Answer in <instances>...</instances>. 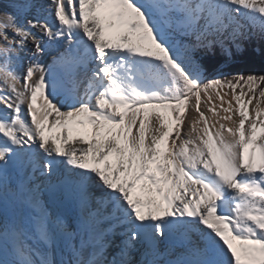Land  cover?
<instances>
[{"label":"snow or ice","instance_id":"6c2138e0","mask_svg":"<svg viewBox=\"0 0 264 264\" xmlns=\"http://www.w3.org/2000/svg\"><path fill=\"white\" fill-rule=\"evenodd\" d=\"M18 2L0 19V264H104L100 238L73 243L100 217L125 227L111 264H133L136 244L138 264H264V75L205 79L192 54L229 27L241 34V20L264 34V0H48L55 26ZM60 40L64 51L45 67V47ZM212 90L221 106L207 107L209 117L201 106ZM10 168L73 185L74 226L26 180L13 189ZM6 193L27 194L31 235L4 222ZM177 232L185 251L164 260L158 244ZM61 239L68 260L56 259Z\"/></svg>","mask_w":264,"mask_h":264},{"label":"bare ground","instance_id":"6f19581e","mask_svg":"<svg viewBox=\"0 0 264 264\" xmlns=\"http://www.w3.org/2000/svg\"><path fill=\"white\" fill-rule=\"evenodd\" d=\"M21 5L18 2V0H0V19H3L5 14H13L14 10H18L20 9ZM49 8H48V0H30L28 7H27V16L29 19L34 18V17H38L40 18L42 21L47 19V21L50 24H53L55 26V21L53 20V18L48 14ZM203 22L201 21V24ZM241 23H243L245 25V28H247L248 30H252V29H259V26L253 27L252 25L248 24L247 21L245 20H241ZM244 29V28H243ZM246 30V29H245ZM8 33H11L10 30L8 31ZM223 33L226 34H232V27H229L228 29H226L225 31H223ZM223 33H218L216 34L217 37L221 36ZM36 35L38 37H40V33L37 30L36 31ZM215 37V36H214ZM210 38V37H209ZM41 39H43L41 37ZM175 39L177 41L180 42V44L182 45H190V44H194L196 41V37L195 35H191V36H182L177 34L175 36ZM30 42L26 45V51L24 53V55H28L31 51V49L33 48V46H29ZM45 44L47 45V41H45ZM5 45L3 44L2 41H0V47H4ZM65 49V42L63 40L57 41L55 43H52L50 46H46L45 47V51L49 50L50 54L54 55L55 58H57ZM27 59H25V64ZM40 62L43 64H48L50 63V58L49 56H46L43 54L42 57H40ZM57 71H60L59 69H57ZM3 88L2 86H0V91H2ZM221 95L223 96L224 93H228L227 96H224L225 101H231L233 109H235L236 104L235 101L231 100V92H229L228 89L224 88L222 90H219ZM212 103L209 104L208 101L206 100V98H202L203 99V103L201 106V110L204 111L206 116L211 117V114L207 112V107H211L212 105L216 106V109L219 110L221 103L218 99H216L215 96V90H212ZM247 98V97H245ZM244 98V99H245ZM253 108L255 106V100L253 101ZM228 104L225 103L223 105V107H227ZM252 110V109H251ZM252 112V111H251ZM250 112V113H251ZM221 115H224V113H220ZM254 114V113H253ZM196 117V112L193 110L190 113H188V122H191L192 119H194ZM188 129L187 127L184 128V132L187 133ZM42 172V168L37 169L34 173L32 172L31 168H28L24 175L21 176L19 174V172L14 173L11 175L14 177V186L13 189H15V185H16V181L19 180H26L27 181V187L31 190H34L32 192L33 195L38 196L39 201L41 203V206L46 209L51 215L53 216H60L64 219V221L69 224V225H73L75 223L76 218L79 215V209L77 207V203H76V194H75V189L73 187V185L67 186L63 189V191H61L59 194L57 195H53L50 194L48 192V188L49 185L53 183V181L55 180H59L60 178L58 176H51L48 177L46 175H41ZM31 174L33 175V179L28 181L26 178L28 177V175ZM37 184V185H36ZM38 185H41V187H39V189H36V187ZM31 186V187H30ZM95 191V190H93ZM97 195H99V193H96ZM19 196H21L19 194ZM21 200H23L24 205L26 206L24 209V212H26L25 214L27 215V219H23L24 221V232L28 233L29 235H31L32 233V215H34V211L33 209L28 205V203H26V199H27V194L22 195L21 196ZM7 198H4V200ZM12 203L10 202V200L8 201H3V220L5 223H15L16 224V212L11 211L10 214L7 213L8 209L11 208ZM10 207V208H9ZM13 210L14 207H13ZM20 218V219H21ZM21 221V220H20ZM99 230V231H98ZM100 231H103V233ZM91 232L94 236H96L97 238H100L104 244V248H103V255H102V259L104 261V264H111L112 260L114 257H117L118 252L120 251V245L122 243V241H124L127 237L126 235H124L123 233L125 232V227L121 224H119L117 221H112V220H106L103 217L98 218V221L93 223L91 226H87L85 228L84 231L81 232L80 235H77L75 240L73 241V243H75L77 246L80 245L81 243V236H83L84 240H88V233ZM113 234V235H112ZM115 234V236H114ZM176 234H180L179 232H177ZM112 239L114 242V239H116V245L114 246V244H112ZM193 240H196L197 237L193 234L192 236ZM166 238L164 240H161L159 242V245L161 246L159 248V251L163 254L164 250L167 249V253L166 255L163 254L164 260H169V259H176L178 256H180L182 253H184L185 248L184 247H176V248H172L166 245ZM29 243H31L34 247H38V248H42V245L36 244L35 241H29ZM136 251L131 252V259L133 261V264H138V262L142 259L140 250H141V246L140 244H136ZM93 252V247L89 246L85 249L82 259H84L85 261H87L88 259H90V254ZM116 255V256H115ZM6 259H8L9 257H5ZM70 258L69 253L66 251L65 247H64V241L63 239H61L60 242H58L57 245V249H56V259H64V260H68Z\"/></svg>","mask_w":264,"mask_h":264},{"label":"trees","instance_id":"16d2710c","mask_svg":"<svg viewBox=\"0 0 264 264\" xmlns=\"http://www.w3.org/2000/svg\"><path fill=\"white\" fill-rule=\"evenodd\" d=\"M241 48L235 51L229 46L227 51L220 46H212L211 50L204 49L199 52V62L204 74L214 72L235 73H255L264 75V39L248 37L240 42ZM221 66H225L220 68Z\"/></svg>","mask_w":264,"mask_h":264},{"label":"rangeland","instance_id":"374dc122","mask_svg":"<svg viewBox=\"0 0 264 264\" xmlns=\"http://www.w3.org/2000/svg\"><path fill=\"white\" fill-rule=\"evenodd\" d=\"M246 29V30H245ZM9 34V36H11L12 34L11 33H8ZM215 36V37H214ZM214 36H211L209 39H211V40H213L214 42H213V44H212V46H220V47H222V48H224L226 51H227V55H229V47H228V44H229V46L232 48V49H234L235 51H238V48H237V45H239V49L241 48V45H240V42L241 41H244L245 39H247L248 37H253V38H262V39H264V34H262L261 33V31L259 30V29H252V30H248L247 28H244V29H241V34H238V35H232V34H226V33H223L221 36H219V37H217V35H214ZM29 46L31 47V46H33L32 45V43L30 42V44H29ZM212 46H211V48H212ZM1 48V47H0ZM204 49H207V48H201V47H198V48H196L195 50H194V52L192 53L194 56H195V58L197 59V60H199V52H201V51H203ZM25 51H26V49H25ZM25 53V52H24ZM24 53H21V55L22 56H25V57H27V55H24ZM44 55H46V56H49V58H50V63H48L47 65L46 64H43L45 67H47V66H49V65H51L52 63H53V61L56 59L55 57H54V55L52 54H50V51L49 50H46L45 52H44ZM27 62V61H26ZM223 67H225V66H221L220 68H223ZM57 70V69H56ZM221 74H227V73H225V72H219V71H217V72H214V73H212V74H210V75H208V74H204V77H205V79H211V78H214V77H217V76H219V75H221ZM226 89H228V88H226ZM222 90V89H221ZM229 90V92H231V90L230 89H228ZM237 94H239V92H240V88L238 87L237 88ZM245 100H247V98H245ZM254 104V103H253ZM253 104H251V105H249V110H250V112L252 111L251 109H253ZM27 179V178H26ZM37 185V184H36ZM31 187V186H30ZM39 187H41V185H38L37 187H36V189H39ZM30 189H32V188H30ZM22 196V195H21ZM21 196H19V194L17 193V194H15V195H13V194H5V197H8L9 198V200L12 202V206L14 207V209L15 210H13V207H12V211L14 212H16V225L22 230V231H24V221L22 220V218L21 217H23V219L25 220V219H27V215L25 214L26 212H24V209L23 208H25L26 206L24 205V202H23V200H21ZM34 214V213H33ZM33 216V215H32ZM21 218V219H20ZM21 220V221H20ZM28 220V219H27ZM23 222V223H22ZM99 231V230H98ZM103 233V231H100V233ZM113 235V234H112ZM114 236H115V234H114ZM116 237V236H115ZM116 239H114V242H113V239H112V244H114V246H117L116 245Z\"/></svg>","mask_w":264,"mask_h":264}]
</instances>
